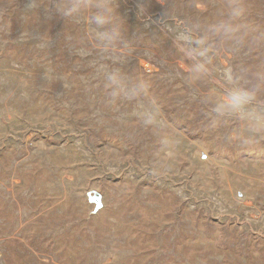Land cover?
<instances>
[{"label":"rangeland","instance_id":"obj_1","mask_svg":"<svg viewBox=\"0 0 264 264\" xmlns=\"http://www.w3.org/2000/svg\"><path fill=\"white\" fill-rule=\"evenodd\" d=\"M225 2L151 0L149 11L163 7L175 28L214 20ZM24 3L0 0V264H264V135L244 145L240 122L212 126L202 101L216 86L188 76L173 32L120 0L134 48L122 67L149 89L111 103L82 23L43 11L25 22ZM244 3L264 30V0ZM219 63L252 75L264 48ZM89 191L102 196L95 214Z\"/></svg>","mask_w":264,"mask_h":264},{"label":"clouds","instance_id":"obj_2","mask_svg":"<svg viewBox=\"0 0 264 264\" xmlns=\"http://www.w3.org/2000/svg\"><path fill=\"white\" fill-rule=\"evenodd\" d=\"M151 0H136V18L144 24L157 28H169L171 14L162 7L158 19L150 14ZM120 0H51L50 7L43 9L42 0H25L21 9L27 22L42 11L48 17L81 22L85 36L91 38L97 50L96 75L107 90L111 103L137 102L147 97L149 84L141 77L128 75L122 65L134 52L133 41L126 35V17L119 11ZM172 44L190 63L186 71L193 79H209L217 90L209 106L213 127L222 126L228 120L242 124L232 132L234 139L244 145L257 142L264 135V68L249 75L247 67L238 70L224 67L219 59L227 54L240 55L264 48V30H260L248 19V8L244 0H226L223 10L207 23L186 21L175 28ZM35 35L39 46L46 47L49 39L31 31L24 36ZM82 57L88 56L86 48L75 49Z\"/></svg>","mask_w":264,"mask_h":264},{"label":"water","instance_id":"obj_3","mask_svg":"<svg viewBox=\"0 0 264 264\" xmlns=\"http://www.w3.org/2000/svg\"><path fill=\"white\" fill-rule=\"evenodd\" d=\"M87 199L90 204L94 205V209L92 211L93 214L97 213L102 208V196L97 191H89L87 194Z\"/></svg>","mask_w":264,"mask_h":264}]
</instances>
